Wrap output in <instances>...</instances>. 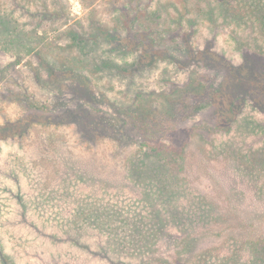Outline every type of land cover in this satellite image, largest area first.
I'll return each mask as SVG.
<instances>
[{
    "label": "rangeland",
    "instance_id": "374dc122",
    "mask_svg": "<svg viewBox=\"0 0 264 264\" xmlns=\"http://www.w3.org/2000/svg\"><path fill=\"white\" fill-rule=\"evenodd\" d=\"M195 2L44 0L52 14L29 32L41 55L31 56L13 69L0 70V126L13 120L29 126L21 138L7 136L11 157L21 148L34 155H53L55 142L66 141L73 155L79 157L78 166L83 170L94 164L101 176L117 181L125 174L130 185L131 178L144 183V177L165 178L164 169L156 166L162 162L154 154L147 156L136 150L135 142L121 145L101 136L99 131L90 132L89 139L70 113L66 117L62 114L63 118L60 114L65 108L74 110L80 104L96 107L99 115L109 119V123L100 126L125 127L133 122L135 128L141 129V137L132 138L151 137L150 147L157 149L159 134L170 121H163L165 97L171 93L175 98L181 95L177 107L183 106L181 115L185 118L176 122L179 127L170 137L163 138L175 158L168 168L172 173L166 172L168 179L164 181L171 182L167 186L172 192L181 191L182 203L191 208L190 216L180 218L177 225L186 226L194 220L195 230L203 233L202 240L184 254L183 260L188 264H264V134L262 129L246 131L249 119L260 121L264 127V61L242 54L257 52L264 56V51H260L264 50V29L248 26L238 33L233 24L225 22L209 27L206 18L196 17L199 10L207 9L206 3ZM245 9L240 3L236 10L244 14ZM99 27L113 29L120 39L126 38L122 46L135 48L136 54L142 48L153 53L146 60L147 65L133 72V79L100 74L94 67V62L111 57L107 50L116 44L112 31L110 39L101 34L104 38L96 41L93 52L87 55L73 50V33L91 43L89 34L100 33ZM162 31L167 38L159 42ZM238 43H247L244 50ZM198 50L202 56L209 54L219 59L218 67L209 66L205 59L195 62L193 55ZM163 51L165 57L159 55ZM159 57L167 58L159 63ZM8 59L7 54L0 52V66ZM46 60L59 66L64 63L75 72L55 80L43 68ZM222 64L230 65L232 70ZM163 70L172 74L170 80L161 79ZM241 83L246 85L242 87ZM133 84L138 88H131ZM137 90H141L140 96ZM258 95L261 97L257 99ZM142 107L147 108L146 119L140 118ZM42 118L59 119L60 125L44 124ZM85 124L98 130L90 118ZM144 127H148L145 133ZM6 149L5 143L0 153ZM42 165L52 170V163L43 161ZM173 171L179 174L174 177ZM154 234L158 243L165 245V253L174 252V242L181 237L176 232L168 235L164 229ZM149 239L143 237L144 242ZM38 261L36 256L31 258V262L39 264ZM59 264L75 263L64 260Z\"/></svg>",
    "mask_w": 264,
    "mask_h": 264
},
{
    "label": "trees",
    "instance_id": "16d2710c",
    "mask_svg": "<svg viewBox=\"0 0 264 264\" xmlns=\"http://www.w3.org/2000/svg\"><path fill=\"white\" fill-rule=\"evenodd\" d=\"M190 1L206 3L207 9L199 10L196 17L206 18L209 27H214L217 22H225L233 24L238 33H243L248 26L264 29L261 28L264 27V0ZM240 3L246 8L244 14H239L236 10ZM236 6L237 8L234 9ZM51 14L44 0H0V52L9 56L6 63L0 66V70L13 69L31 56L41 55L36 48L37 44L29 37V32L39 21ZM158 16H161L160 12ZM98 31L100 33L89 34L88 39L91 43L77 33H73L72 39L75 53L81 52L82 55L83 52L87 55L93 52L92 47H96V41L102 40L101 38L105 36L110 39L113 35L110 32L115 33L116 36H113L116 44L107 50L110 51L111 57L109 55L102 61L94 62V67L100 74L117 76L119 79H133L131 78L135 74L133 72L147 65L146 60L153 55L144 48L137 54L135 48H124L122 41L126 38L120 39L113 29L99 27ZM165 36L162 31L159 34V42L164 41L167 38ZM235 40H238V37H235ZM246 44L237 45L244 50L242 48L246 47ZM136 46L139 49V45ZM260 51L264 50L260 49ZM223 52L227 53L224 49ZM195 54L193 55L196 58L195 62H198V58L201 61L205 59L209 66L218 67L219 59L209 54L202 56L200 50ZM242 54L264 61L262 58L264 56L257 52L244 55L242 51ZM159 55L165 57V52ZM130 56L132 58H129ZM173 57L171 60H174ZM230 57L232 55L227 59L230 60ZM166 58L159 57V63L164 62ZM30 63L31 61L29 68H31ZM43 63L44 70L49 75H54L55 80H59L60 75L66 76L69 72H75L71 67H65L64 63H61V66L47 60ZM222 66L232 70L230 65L222 64ZM176 69H178L177 64ZM163 71L161 79L170 80L172 74L169 71L165 73L167 70ZM36 77L38 79V76ZM245 85L241 83L242 87ZM135 86L138 88L135 84L131 88ZM130 89L128 92H131ZM141 94V90H137V96ZM171 94L165 97V104H162L165 109L163 121L165 124L167 120L170 121L165 127L163 126V132L159 134L157 149L150 147L151 137L142 135L140 140L132 138L133 135L141 137V129L135 128L133 122H129L130 124L125 127L123 124L109 128L100 126L103 122L109 123V119L99 115L100 109L96 107L87 108L86 105L80 104L74 110L65 108L60 114L62 117V114L70 113L89 139L90 132L99 131L98 134L101 136L117 141L121 145L135 142L136 150L143 151L147 156L154 154L153 156L162 162L156 166L164 169L165 178L157 180L144 177L141 179L144 183L131 178L130 185L125 174H122V178L117 181L112 177L101 176L94 164L85 166L86 169L83 170L78 166L79 157L73 155L74 152L67 146V142H55V138L51 139L55 145L57 144L53 155H34L21 148L22 150L15 151V157H11L8 153L10 145L7 136L19 135L21 138L27 133L29 126L20 120L1 125L0 152L5 143L7 149L0 153V264H38L31 262L34 256L38 257L39 264H59L64 260L75 264H188L184 261V254L196 248L202 240L203 233L195 230L197 226L194 220L191 221L192 224L186 226L177 225L180 218L190 216L191 208L182 203L180 197L182 192L179 191V194L172 192L167 186L171 182L164 181L168 179L166 172L172 173L168 168L171 160L175 158L171 155L173 151H168L169 147L166 146L163 138L170 137L176 127H179L175 126L176 122L185 118L181 115L183 106L177 107V103L182 100L181 95L175 98L170 96ZM258 96L257 99L261 97ZM58 103L63 106L62 103ZM234 105L235 102L232 103V106ZM112 115L119 118L115 113ZM88 118L96 122L98 130L86 127L85 122ZM140 118H148L147 108L140 109ZM58 120L42 118V122L48 125H60L57 124L60 122ZM247 125L248 133L262 129L264 134V127L260 121L249 119ZM144 128L142 130L145 133L148 127ZM160 136H163L162 139ZM43 161L52 163V170L45 169L42 165ZM173 173L174 177L175 174H179L174 171ZM174 177L170 179L173 180ZM84 186L88 189H84ZM228 197L227 195V199ZM161 229H164L168 235L176 232L181 236L174 242L176 248L174 252L165 253V245L158 243V238L153 235L154 231L159 232ZM144 236L150 239L144 242ZM256 250L255 246L254 251ZM228 263L225 261L223 264Z\"/></svg>",
    "mask_w": 264,
    "mask_h": 264
}]
</instances>
